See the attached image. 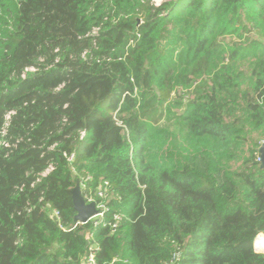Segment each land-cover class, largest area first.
<instances>
[{"label": "trees", "instance_id": "1", "mask_svg": "<svg viewBox=\"0 0 264 264\" xmlns=\"http://www.w3.org/2000/svg\"><path fill=\"white\" fill-rule=\"evenodd\" d=\"M0 7V264H264V0Z\"/></svg>", "mask_w": 264, "mask_h": 264}, {"label": "built area", "instance_id": "2", "mask_svg": "<svg viewBox=\"0 0 264 264\" xmlns=\"http://www.w3.org/2000/svg\"><path fill=\"white\" fill-rule=\"evenodd\" d=\"M73 157L70 158V160L72 159ZM260 160V159H259ZM80 185V184H79ZM83 186L80 185V189H82ZM100 201H97L95 200L93 197H89L86 202L87 204H91V203H95L96 204V208L98 210V214H96L95 216H93L87 223L89 222H94L95 225L97 226L98 224H100L102 221H104L105 219V214L106 212L109 210L108 209V206L106 204V200L108 198V195H107V191L105 190H99L98 193H97ZM122 219V216L119 215V214H115L114 215V221L115 223L113 224V227L114 229L117 227L118 223L121 221ZM87 223H78L79 225H84V224H87ZM254 248L256 249L257 252H260V253H264V248H261L259 247L256 243H254ZM97 249V246L96 245H92L91 249H90V253L88 255V258H87V263L88 264H94V257H95V251Z\"/></svg>", "mask_w": 264, "mask_h": 264}, {"label": "water", "instance_id": "3", "mask_svg": "<svg viewBox=\"0 0 264 264\" xmlns=\"http://www.w3.org/2000/svg\"><path fill=\"white\" fill-rule=\"evenodd\" d=\"M259 153L262 164L261 167L264 169V145L261 146ZM72 196L74 208L77 212L75 217V221L77 223H87L93 216L98 214L95 203L87 204L85 198L82 195L79 184L72 190Z\"/></svg>", "mask_w": 264, "mask_h": 264}, {"label": "rangeland", "instance_id": "4", "mask_svg": "<svg viewBox=\"0 0 264 264\" xmlns=\"http://www.w3.org/2000/svg\"><path fill=\"white\" fill-rule=\"evenodd\" d=\"M166 1H172V0H153V2L155 3V5H160L162 4L163 2H166ZM0 10H1V7H0ZM234 38H232L231 36H228L227 38H225V41L226 42H231L233 41ZM178 110H176V107L172 106L171 109H170V112H167L166 114V118H171V117H175V114ZM179 113V112H178ZM171 123L169 125H166V123H164L163 121V124H160L159 125V128L161 129L162 127L166 128V127H170L172 126L174 123H175V118H172L171 119ZM264 145V141L261 142V146ZM245 150L247 151L248 150V146L245 147ZM261 247V246H260ZM264 248V247H262Z\"/></svg>", "mask_w": 264, "mask_h": 264}, {"label": "bare ground", "instance_id": "5", "mask_svg": "<svg viewBox=\"0 0 264 264\" xmlns=\"http://www.w3.org/2000/svg\"><path fill=\"white\" fill-rule=\"evenodd\" d=\"M254 243H256L259 247L261 246V248L264 247V236H258Z\"/></svg>", "mask_w": 264, "mask_h": 264}]
</instances>
